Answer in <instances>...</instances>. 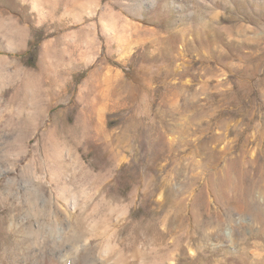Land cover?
I'll use <instances>...</instances> for the list:
<instances>
[{"label": "rangeland", "instance_id": "obj_1", "mask_svg": "<svg viewBox=\"0 0 264 264\" xmlns=\"http://www.w3.org/2000/svg\"><path fill=\"white\" fill-rule=\"evenodd\" d=\"M0 264H264V0H0Z\"/></svg>", "mask_w": 264, "mask_h": 264}]
</instances>
